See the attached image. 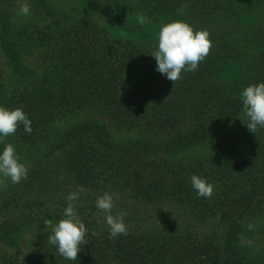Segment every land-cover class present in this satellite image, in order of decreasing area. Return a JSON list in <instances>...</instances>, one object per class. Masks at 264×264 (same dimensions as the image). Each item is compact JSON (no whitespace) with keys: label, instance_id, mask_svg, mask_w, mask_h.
Returning <instances> with one entry per match:
<instances>
[{"label":"trees","instance_id":"16d2710c","mask_svg":"<svg viewBox=\"0 0 264 264\" xmlns=\"http://www.w3.org/2000/svg\"><path fill=\"white\" fill-rule=\"evenodd\" d=\"M23 3L30 12L18 18ZM173 21L212 42L174 84L156 71L150 24ZM258 83L264 0H0V106L21 108L31 127L20 124L0 152L12 144L19 163L36 154L27 180L0 191V243L10 248L0 264H264V246L248 241L264 238L255 224L264 219V128L248 130L240 98ZM90 111L137 137L118 141L92 118L61 126ZM192 148L202 151L180 158ZM192 175L213 185L211 198L197 196ZM72 192L87 230L75 261L45 226L64 218ZM104 192L113 215L127 213V235L109 239L95 206ZM36 226L47 231L25 261L15 250Z\"/></svg>","mask_w":264,"mask_h":264},{"label":"clouds","instance_id":"9594fccd","mask_svg":"<svg viewBox=\"0 0 264 264\" xmlns=\"http://www.w3.org/2000/svg\"><path fill=\"white\" fill-rule=\"evenodd\" d=\"M30 6L23 3L19 6L17 15L27 16ZM139 23L146 22V17L138 16ZM157 47L151 56L155 58L156 71L166 76L173 82L181 78L182 71L195 72L200 62L209 54L212 47L210 34L206 30L194 31L193 28L182 21L162 23L156 36ZM243 104V112L247 119L248 130L255 134L260 128H264V83L248 85L240 93ZM23 124L24 130L31 132L30 120L21 108L9 110L0 106V143L15 134L17 127ZM12 144H5L0 152V185L7 186L6 181L19 184L27 180V168L19 163ZM191 186L198 197L209 199L213 193V185L206 179L197 175L190 177ZM79 199L76 192L69 193V201L64 210V218L53 225L51 220L45 221V226L51 228L48 242L57 247L58 253L66 260H77L81 245L85 244V224L78 218L73 201ZM95 206L105 213V222L109 230V239L118 235H127V226L124 222L126 212L112 214L114 207L113 197L104 192L98 196ZM251 228L252 226L249 225ZM243 240V236L240 237Z\"/></svg>","mask_w":264,"mask_h":264},{"label":"rangeland","instance_id":"374dc122","mask_svg":"<svg viewBox=\"0 0 264 264\" xmlns=\"http://www.w3.org/2000/svg\"><path fill=\"white\" fill-rule=\"evenodd\" d=\"M28 16V15H27ZM18 18H27L26 16L23 15H18ZM99 22L103 25L106 26L104 20L98 18ZM150 24L155 27L157 30H159V27L157 26L156 23L150 22ZM96 119L98 121H100L102 124H104V126L106 127L107 131L113 136L115 137L118 141L120 140H125V139H134L137 137V133L133 130H126L125 128H121L119 129L117 124H115V122L113 120H109L107 117L98 115L95 112H85V113H79L77 115H75L73 117V119H65L64 122L61 124L62 127L68 126L69 124H73L78 120H86V119ZM202 150L201 149H197V148H192L189 151L185 152V154L181 155L180 158L182 157H186V156H192L195 157L197 156ZM36 154H32V153H26L23 158L21 159V163L25 165V167L27 168V170L30 168L33 160L35 159ZM7 186L11 185V181L8 180L6 181ZM5 186L0 185V191L2 189H4ZM255 224L258 225H262L264 224V219H258L255 221ZM213 229V228H212ZM47 231L46 227L43 226H36V228H28L27 230H25L23 232V234L21 235L20 239V245H21V250L20 251H16L17 255H20L21 258L25 261H28V256H30V258L36 256V254L39 251L38 247H35V243H33V240H35L36 238H38V240L41 236L40 234L42 232ZM40 245H43L42 241H38ZM45 240V239H44ZM249 242L252 243V246H254L255 248H262L264 246V238H262L261 236H252L251 239L248 240ZM0 251L3 252H8L10 251V248H7V246H5L4 244L0 243ZM22 252V253H21Z\"/></svg>","mask_w":264,"mask_h":264}]
</instances>
